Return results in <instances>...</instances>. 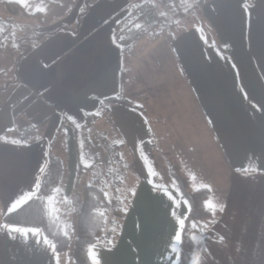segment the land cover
<instances>
[{"label": "crops", "instance_id": "1", "mask_svg": "<svg viewBox=\"0 0 264 264\" xmlns=\"http://www.w3.org/2000/svg\"><path fill=\"white\" fill-rule=\"evenodd\" d=\"M137 2L92 0L78 33L56 32L23 52L20 81L0 92V134L27 126L37 130L31 141L0 138V264H58L59 252L40 229L6 224L2 216L35 194L61 122L66 121L70 194L79 158L83 163L88 155L83 140L78 151L74 128L83 127L100 98L122 93L144 104L141 94L149 91L155 101H167L169 112L179 106L187 113L175 88L181 78L211 131L227 180L222 194L210 186L208 204L223 211L203 235L196 264H264V0H207L198 22L168 38L154 35L159 40L143 34L122 50L118 26ZM68 9L43 16L44 24L52 30L70 25L66 21L77 9L57 18ZM52 19L57 23L50 26ZM146 20L155 21L156 13ZM211 32L228 54L209 43ZM156 131L146 112L129 104L113 105L93 124L92 139L103 132L121 155L126 175L130 169L134 177L125 176L124 192L132 191L125 214H112L121 226L113 245L89 249L95 264L176 263L188 203L147 164ZM145 141L149 146L143 147Z\"/></svg>", "mask_w": 264, "mask_h": 264}, {"label": "trees", "instance_id": "2", "mask_svg": "<svg viewBox=\"0 0 264 264\" xmlns=\"http://www.w3.org/2000/svg\"><path fill=\"white\" fill-rule=\"evenodd\" d=\"M206 1L195 0L191 3L190 0H158L157 4L152 0H145L140 4H136V6L134 5L131 11L127 12L123 20L122 30L118 36V43L121 49L125 50L130 47L148 28H153L158 24L168 28L177 24L179 18L186 17L195 10L199 11ZM3 2L5 13L11 15L7 19H3L0 16V35L4 34L5 41L12 42L13 40L11 38L13 31L10 28L12 23H14L13 14L22 15L26 13L28 16H35L39 22L44 23L40 10L28 12L20 2L9 0H4ZM91 2L92 0H86V7L82 12L78 13L74 26H59L52 31H34L31 36L21 39L20 44L23 40L31 38L35 42L21 52L14 65L15 77L6 84L5 88H0V92L11 83L20 81L17 70L23 52L32 51L35 43L56 32L68 30L78 33L81 18L87 12L88 5ZM158 6H160V9L157 10L155 21L148 23L146 20L144 23L137 24V21L142 16H148ZM210 36L209 43L215 45L222 53L228 54L215 33L211 32ZM12 45L14 48L16 47L15 43H12ZM10 69L12 70L13 68ZM135 101L122 93L106 95L100 98L97 109L85 114L86 119L83 127L74 128L78 151L80 150V140H83L86 145V151H91L93 155L96 152V157H101L100 153L105 156L93 143L91 135L94 122L108 116L111 107L115 104L128 103L130 106L141 110L139 102ZM64 122L66 121L63 120L61 122L49 144L47 162L41 173L35 194L19 206L5 212L2 216V221L9 225L40 229L49 241L54 244L57 252L66 251L70 246L71 240L74 239L72 249L73 264H95L89 257L91 245L103 243L111 246L120 233V222L109 225L112 203L119 199V211L121 214H125L132 199V191L126 189L124 192L126 178L120 175L121 171H123V165L118 158V165L111 170L112 173L110 175L109 169L107 170L106 168V171H104L109 178L108 186L113 187V192L108 191L106 184L101 185L102 176H100L95 183L86 184L81 188L80 198L78 197L77 200L73 198V192L69 196L66 195L64 186L65 176L66 182L68 177V165ZM29 128L27 126L25 129L15 128L11 131L18 139H22L21 142H24L23 140L31 141L34 139L37 130L33 127L31 130ZM101 133L103 139L108 140L105 134ZM10 139H13L12 136ZM148 143L149 141H145L143 147H146ZM112 146L116 148L114 144ZM166 154L169 155L170 174L175 180L173 186L188 203V210L181 225L178 256L175 264H196L200 241L207 229L219 218L223 209L220 206L213 207L208 204V200L212 195L210 186L200 185L194 187L191 175L183 167L177 155H172L170 151H166ZM86 167L89 168L90 165H84L79 158L78 179ZM115 194L117 195L115 196Z\"/></svg>", "mask_w": 264, "mask_h": 264}, {"label": "rangeland", "instance_id": "3", "mask_svg": "<svg viewBox=\"0 0 264 264\" xmlns=\"http://www.w3.org/2000/svg\"><path fill=\"white\" fill-rule=\"evenodd\" d=\"M4 0H0V16L3 19H7L10 17V14L5 13L4 9ZM9 1H17L20 2L25 10L28 12L35 11L37 9L42 10V16L49 18L50 14L55 9H60L63 6H68V11L57 18H61L71 12L74 9H77V12H82L86 7V0H9ZM145 0H138L136 4H140ZM158 4V0H152ZM193 3L195 0H190ZM3 2V3H2ZM90 3L88 5V10L91 7ZM135 4V6H136ZM132 6V5H130ZM129 6V7H130ZM160 9V6L156 7L152 13H157V10ZM131 11V10H130ZM74 12L73 15L75 18L78 17V13ZM86 12V13H87ZM85 13V14H86ZM199 11L195 10L191 12L188 16L179 18L177 20V24L168 27V29L164 28L160 24L154 26L153 28H148L145 31L144 35H147L148 38L153 40H159V36H163L164 38H168L170 33H174L180 31L181 29L187 27L189 24L196 23L199 20L198 16ZM77 14V17H76ZM84 14V15H85ZM83 15V16H84ZM14 23L10 28L12 29L13 33L11 34V38L13 39L12 42L5 41V36L0 35V41L3 43V46L0 48V88H5L6 84L13 80L15 77V64L20 56L21 52L26 50L29 45L34 44V40L27 39L23 40L20 44L21 39L27 36H31L34 31H47L52 30L54 26L47 27L44 23L39 22L35 16H28V14L23 13L22 15H12ZM82 16V18H83ZM71 18L67 19L68 21L66 25L68 27H72L71 24H74L77 19ZM81 18V20H82ZM147 16H142L138 21L137 24H141L146 22ZM57 23V19H52L48 21V24L51 26L52 24ZM123 25H119L118 29H121ZM1 28V26H0ZM1 31V30H0ZM162 33V34H161ZM159 36H154L158 35ZM12 43L16 44L14 48ZM10 68H13L12 70ZM176 91L180 94L181 98L183 99V103L186 106L187 113L180 108L179 106L172 110L171 112L168 111V107L166 106V100L162 99L159 101H155L153 99L151 92L144 91L141 94V100L139 103L142 110L146 112L147 116L150 118L152 124L160 130L158 133V138H156V142L152 143L154 148L148 150L147 156V164L153 172H156L159 175V182L164 183V185H173L175 184V180L170 174L169 169V155L166 154V151H170L172 155H177V158L182 163L183 167L188 169L189 167V174L192 180V184L194 187H197V183H202V185H209L215 190H219L221 194L226 189L227 180L225 178L224 172L222 169L225 167L223 163V158L219 153L218 149L216 148L215 144L213 143V139L211 138V131L209 130L206 120L202 118V114L200 113V108L196 100L189 95V84L181 78L180 81L176 84L175 83ZM156 98V97H155ZM138 102V101H135ZM157 102V105L155 104ZM128 104V103H123ZM143 104V106H142ZM2 105L0 106L1 109ZM112 108V107H111ZM111 111V110H110ZM110 113V112H109ZM160 114H165L167 119L163 120L160 119ZM98 134V133H97ZM96 134V135H97ZM0 137L9 138L12 136L13 139L11 140H18L22 141V139H18V137L13 134V131L2 132ZM24 142L26 140H23ZM93 143L97 146L98 150L103 152L106 156L100 153L101 157H96V152L94 155L91 151H87L88 155L84 158V165H90V167L84 168L82 175L78 179L79 175L73 180L72 191L68 194L67 191V182L65 176V192L66 195L69 196L73 192V198L77 200L80 198V191L83 186L86 184H92L96 182V179L102 176L100 181L101 185L106 184V187L109 192H113V187L109 184V178L105 175L104 171L109 169L110 173H112V169L116 168L118 162H111L107 158V152L99 147L97 144L96 138L94 137ZM86 146V145H85ZM149 146V144L147 145ZM91 149V146L89 145ZM85 150V148H84ZM118 151V150H117ZM213 151V153H212ZM118 153V152H117ZM85 153L81 154L82 155ZM213 154H216L218 159L213 157ZM116 158L120 159V154H115ZM191 158L192 160H190ZM98 160V161H97ZM105 162V163H104ZM192 162V164H191ZM117 164V165H116ZM123 169V167H122ZM186 169V170H187ZM193 172V173H192ZM104 173V176H103ZM68 174V173H67ZM66 174V175H67ZM120 175L122 177L126 176L128 179H132L133 174L129 169L127 171V175L125 170L121 171ZM193 176V177H192ZM108 178V179H107ZM134 178V177H133ZM78 180V181H77ZM99 183V184H100ZM113 208L111 207L110 215L112 214ZM74 246V239L71 240L70 246L64 252H59V259L58 264H73L74 259L72 256V249Z\"/></svg>", "mask_w": 264, "mask_h": 264}, {"label": "built area", "instance_id": "4", "mask_svg": "<svg viewBox=\"0 0 264 264\" xmlns=\"http://www.w3.org/2000/svg\"><path fill=\"white\" fill-rule=\"evenodd\" d=\"M2 43L0 42V47H1ZM96 141L97 144L99 145L100 148H102L103 150H105L107 152V158L109 161L111 162H118V159L116 158L115 154H116V149L115 147H113L108 140L103 139V135L102 133H98L96 135ZM117 165V164H116ZM117 194H115L116 196ZM112 208L113 211L115 213H119V199L115 200L112 204ZM115 221L112 220L111 223L113 224Z\"/></svg>", "mask_w": 264, "mask_h": 264}, {"label": "snow or ice", "instance_id": "5", "mask_svg": "<svg viewBox=\"0 0 264 264\" xmlns=\"http://www.w3.org/2000/svg\"><path fill=\"white\" fill-rule=\"evenodd\" d=\"M18 203H19V202H18ZM13 207H15V205H13ZM177 239L179 240V239H180V237L178 236V237H177Z\"/></svg>", "mask_w": 264, "mask_h": 264}]
</instances>
